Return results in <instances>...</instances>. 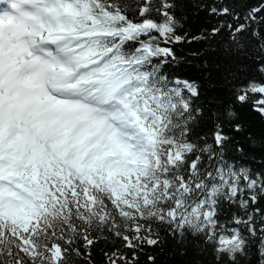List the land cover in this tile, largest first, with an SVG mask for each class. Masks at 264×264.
<instances>
[{
	"label": "snow or ice",
	"instance_id": "1",
	"mask_svg": "<svg viewBox=\"0 0 264 264\" xmlns=\"http://www.w3.org/2000/svg\"><path fill=\"white\" fill-rule=\"evenodd\" d=\"M233 3L208 9L230 20L207 37L226 29L227 54L252 74L225 69L221 111L161 67L175 60L162 43L206 38L177 35L182 0H139L138 22L124 0H0V264H89L93 233L135 250L162 246L161 228L231 264L258 241L264 264V160L228 155L252 140L245 113L264 123V0ZM224 204L236 212L222 221Z\"/></svg>",
	"mask_w": 264,
	"mask_h": 264
},
{
	"label": "trees",
	"instance_id": "2",
	"mask_svg": "<svg viewBox=\"0 0 264 264\" xmlns=\"http://www.w3.org/2000/svg\"><path fill=\"white\" fill-rule=\"evenodd\" d=\"M260 0H246V8L257 6ZM128 5L127 13L130 19L139 21V13L137 6L139 0H124ZM159 0H153V5L156 6ZM218 3V0H182L179 8L175 9V15L180 20V25L177 28V35L187 33L188 37L204 34L203 40H197L192 43L187 41L161 46L171 47L175 53V60L169 58V62L162 65L165 74L170 76H179L182 79H188L196 82L199 85L200 97L195 100V104L207 107V101L214 99L217 101L213 107H218L221 111L230 102L231 97L224 86V75L226 68L248 71L251 73V65L249 61H237L226 52L229 41V33L226 29L222 30L217 36L208 38L207 34L211 32L213 27L220 24L221 20L227 23L230 17H216L209 15L208 9ZM231 7L239 10L240 4L233 3V0H227ZM264 15V13H262ZM155 18V13L152 14ZM242 38L246 39L247 35L243 34ZM158 62L154 60V63ZM248 122V131L252 133V140L248 139V133L241 134L237 137L240 143L245 147L246 154L240 157L238 153L229 151L228 155L239 159L240 163L251 167L253 170H261V161L264 160V123L259 117L254 114H244ZM210 125L203 123L195 129V134L203 135L208 133ZM211 142V141H209ZM264 206V201L261 202ZM236 212L234 207L227 204L223 205L220 219L230 220L232 214ZM157 226L153 225L155 229ZM160 234L164 237L162 246H147L144 245L139 249H130L125 247L123 240L116 238L111 233L105 232L101 236L98 233H93L97 236L95 243L89 250L90 256H87L89 264H110V258L113 253L120 256H125L128 260H132L135 252V260L132 264H231L228 257L222 256L219 261L216 259V254L213 251L212 245H203L193 247L177 244L163 228L160 229ZM245 235H247L245 233ZM250 243L249 255L245 258L238 257L239 264H258V255L256 253V244ZM81 251H86L83 248L82 241L80 242ZM107 254V255H106ZM155 258L154 262H150L148 257ZM75 264H84L80 258H76ZM117 264H124L123 261H118Z\"/></svg>",
	"mask_w": 264,
	"mask_h": 264
}]
</instances>
